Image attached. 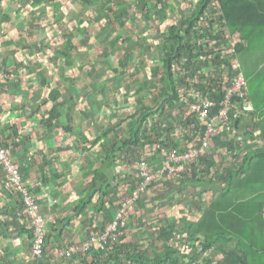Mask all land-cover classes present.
Wrapping results in <instances>:
<instances>
[{
    "label": "trees",
    "instance_id": "16d2710c",
    "mask_svg": "<svg viewBox=\"0 0 264 264\" xmlns=\"http://www.w3.org/2000/svg\"><path fill=\"white\" fill-rule=\"evenodd\" d=\"M42 1L34 0L32 5H39ZM77 1L83 9L94 7L97 9L96 6H99L100 11L96 13V16L97 18L103 17L106 21V24L97 33L95 32V40H99V43L104 44L105 65L109 70L115 72V78L109 80L113 83L114 89L118 92L123 88L127 94L133 91L132 95H135V99L144 97L143 92L146 91L153 92L155 90L159 96L153 105L141 102L133 112L127 115V118H121L116 124L110 125L101 135L89 142L92 145L99 144L103 159L107 163V167L103 169H108L110 172L117 162L121 165L122 157L125 156L126 160L129 159L131 152L135 153V151L140 150L143 152L147 148H153L152 157L156 160H160L162 157L168 158L169 154L177 149H179V153L184 152L186 147L181 149L179 147L180 143L182 139H185L187 143L190 142L191 137L182 130L181 135H173L176 126L173 127L172 122L166 124L167 122L164 120L166 113L176 110V107H183V104L180 103L183 96H188L195 91L205 94L207 91L210 92L209 89L216 88L218 93H210L216 100L220 99L222 96V83H215L218 78L212 81L206 80L204 83L202 79L205 77L207 67L212 64V61H216L221 50L225 49L226 35L233 37L236 33L237 35L240 34L239 37H241L243 45L237 46L236 53L233 55L235 58L239 51L246 47L248 37H254L255 33L257 35L258 32L264 31V0H197L192 5L193 8L189 9L182 17L175 18V20L169 19L168 14H173V10L168 7L167 0H134V10L140 11L144 15H149L148 12L151 11V5H153L155 25H158L161 32L159 36L161 44L146 41L139 44L127 34L128 31L125 28L127 11L121 8L122 0ZM153 1L155 3H152ZM40 12L45 13L46 8H41ZM72 28L71 31L63 34L65 44L59 45L56 51L63 57L62 61L67 65L75 64L72 60L80 57V65L76 63V67L77 69H83L85 67L84 56L77 55L79 57H74L75 55H73L74 51H77V44H74V39L86 48L88 46V36H86V32L82 31L81 35L83 37H79L78 32H75L77 27L73 26ZM214 30L215 34L213 35ZM103 31H106L107 34H104ZM112 33L115 34L112 35ZM121 40L127 41V45L123 49V56L117 58V54L122 51V48H115L114 53L116 55L114 56L111 52H107L108 49L106 48L116 46ZM105 42L108 43V47ZM204 44L211 49L203 48ZM148 49H158L157 58L159 63L149 66L144 61V65H137L135 59L138 54L136 52L140 51V55H144L145 52H148ZM110 61L114 63L117 61L118 67L113 68ZM130 63L137 66L131 72L128 68ZM89 64L88 61L87 66ZM139 68L141 69L139 70ZM236 70L243 74L240 64ZM139 71L143 72L141 80L137 77L129 82L127 86L122 85L126 74L137 76L140 73ZM234 71H232V74ZM176 73L179 74L177 78ZM77 74L81 75L82 73L79 71ZM79 75L68 78L69 82H75L76 77L79 81ZM86 77L90 81L91 78H94L93 72L87 73ZM39 78L41 81L39 87L48 86L47 78L43 72ZM92 80L90 83L94 85ZM181 84H184L185 88H182ZM145 86L148 88L145 89ZM104 92L105 90L102 88L91 89L88 94L89 101H97L95 102L97 106H101L103 103L109 104V95L112 96L114 93L112 91L106 92L104 98ZM62 95L60 90L50 89L42 103L48 101L55 103ZM67 96L71 95L67 93L65 97ZM247 98L248 93L244 99L235 97L232 102L236 106L242 107L244 103H248L245 101ZM57 106V104H53L48 111L49 117L54 122H57L59 116L62 115ZM232 114L233 110L230 116ZM241 120L242 116L239 115L236 118L231 117L229 128L231 129L232 126L237 127ZM189 122H192V120L184 115L181 123L182 127L188 126ZM63 130H70V126L67 125ZM78 133L82 136L81 132ZM233 142V139H229L225 147L232 158L236 157L237 151ZM239 144L237 143L236 147ZM259 149L255 150V153L258 157H263L257 159L262 164L264 163V150ZM214 151L215 149L211 150V153H208L209 155L206 153L200 154L198 165L195 164L196 161L188 162L185 171L182 172L184 178L177 184V190L183 191L191 184L197 186L196 183L202 182L204 188L201 187L198 190V187H195L197 192L191 194V196L196 195L199 199L202 193L208 189L207 186H212L211 189L216 195L210 201V208H204L201 201L198 200L197 210L201 214L198 219L187 217V215L181 216L178 221L166 218L165 222L159 224L155 232L150 234L151 237L146 242H115L108 239L105 251L93 250L91 258L89 260L83 259L81 264H212L213 258H209V252L216 246L219 247L222 258L214 264H264L262 263V260H264V237L258 241L255 240L257 244L251 243L248 238H241L239 232L242 225L233 222L227 216L231 213V211L227 213V203L232 201V195H229L231 182L235 178L234 176L240 175L241 168L237 169L233 166V163L227 167L219 168L215 164ZM252 155L254 154H249V158ZM202 172H205L208 176L213 175L211 178L206 177L205 181L199 176ZM214 177L224 182L225 186H220L217 189L213 185L214 181L212 179ZM112 180L113 176L110 178L108 173L95 171L90 192L85 199L79 201V211L83 210L94 193L98 191L100 192L99 204L103 203V197L108 199L109 189L113 188L111 187ZM161 183L162 187L170 188L172 180L167 178ZM154 186H156V183L152 182L148 188H154ZM168 191L165 192L164 197L169 202L172 200L173 195ZM19 208L13 212L12 217L15 218V213ZM237 222L241 221L237 219ZM246 226H249V223ZM30 234L32 235V231ZM48 242L49 239L46 235L44 246ZM248 242L251 244L249 245ZM45 263L46 261L43 259L40 262V264Z\"/></svg>",
    "mask_w": 264,
    "mask_h": 264
},
{
    "label": "crops",
    "instance_id": "0c3cea01",
    "mask_svg": "<svg viewBox=\"0 0 264 264\" xmlns=\"http://www.w3.org/2000/svg\"><path fill=\"white\" fill-rule=\"evenodd\" d=\"M33 1L0 0V145L10 148L18 161L30 158L29 164L23 167L21 172L24 183L31 186L40 211L47 220L46 235L49 242L46 245L50 248L46 250L48 253H45L44 258L48 261L54 249L84 240L87 237L84 235L85 230L89 232L95 227L100 229L111 218L114 209L108 206V199L105 197L102 199L103 203L99 204V191L94 193L82 211H79V201L85 199L90 192L95 171H103L108 173L110 178L112 176L115 178L122 167L117 162L111 172L103 169L107 167V163L103 159L99 144L89 143L110 126L103 122L105 120L100 117L101 112L95 101H89L88 94L96 87L91 88L90 84H82L84 89L76 88L78 79L76 82L68 80L69 77H74L73 64L67 65L59 58H53L58 52L56 50L50 54L42 53V45L46 39L39 38L37 34H33L32 38L23 35V24L33 28L34 13H40L41 9L34 11L35 7L47 3L43 0L39 5H32ZM53 1L50 0L46 5L52 4ZM23 11H30V19L25 18ZM23 18L24 23L21 22ZM258 33L261 35L259 42L263 41L264 31ZM234 36L239 37L240 34L236 33ZM228 37L226 35V38ZM250 38L252 37L247 38L245 49L249 46ZM239 64L245 65V60L240 58ZM245 68L248 71L247 75L243 71L248 87V98L245 101L248 103L244 104L249 106V111L237 108L242 120L237 127L232 126L229 129L233 135V143H240L237 147L234 146L237 151L236 157L231 158L233 166L241 168L240 175L249 180L251 171L259 165L257 159L263 158L258 157L255 150L258 148L264 150V61L258 62L255 68L248 69V66ZM58 70L62 75L61 80L73 85L66 87L67 84L63 86L62 83H52V79L57 77ZM42 72L48 82V86L45 87H39L41 86L39 76ZM250 80L254 82L250 84ZM50 89L60 90L62 97L55 103L51 101L42 103ZM76 90L80 91L79 97H82L79 102L74 94ZM67 93L71 96L65 97ZM72 101L78 102L75 110ZM53 104H57L62 113L57 122L52 121L48 113ZM238 115L234 108L231 117L236 118ZM67 125L70 126V130L64 131L63 128ZM93 126L95 129H90ZM78 132H81L82 136ZM218 134L220 133L217 132V138ZM249 154L254 155L249 158ZM215 164L218 166L219 162L216 161ZM123 171L126 169L123 168ZM245 172H248V175H245ZM3 180L4 174L0 169V264H34L29 252L31 236L29 226L24 225L22 220L12 217L13 212L19 207L18 195L8 191ZM196 185L195 187H199L198 190L204 188L202 182ZM220 186L224 187V182H221ZM111 187L114 188V184ZM112 189H109V194ZM211 192L214 193V198L216 193L212 189ZM250 195L242 199L232 196L231 203H227V213L231 211L227 216L233 222L242 225L239 232L241 238H248L251 243L257 244L255 240L264 237V187L252 189ZM110 196L112 201L113 196L116 200L119 198L116 193H111ZM198 214L199 217L201 214L200 212ZM237 219L241 222L238 223ZM248 223L249 226H246ZM215 248L218 254L213 263L222 258L219 247ZM90 258L83 255L71 263L70 260L64 259L59 264H81L83 259Z\"/></svg>",
    "mask_w": 264,
    "mask_h": 264
},
{
    "label": "rangeland",
    "instance_id": "374dc122",
    "mask_svg": "<svg viewBox=\"0 0 264 264\" xmlns=\"http://www.w3.org/2000/svg\"><path fill=\"white\" fill-rule=\"evenodd\" d=\"M44 4L39 5L35 7L34 11L40 10L42 7H44L50 0H46ZM56 3H55V2ZM52 4L46 5V13H34V17L32 20L34 21V26L33 28L23 24V35H27V38H32L34 37L33 34H37L39 38L46 39L44 41V44L42 45V53L45 54H50V52H53L56 50V47L61 45L62 43L65 44V39L63 38V34L71 31L73 26H76L75 32H78L79 37H83L81 35V32L84 31L86 32V36H88V48L84 47L83 45L78 44V40L74 39V44H77V51H74L75 55L74 57H79V56H84L83 60L85 67L76 68V63L80 65L79 59L75 58L74 62L75 65L73 64L74 67H72V76H77L76 74L79 71H82V76H79V81H75L77 86L76 88L84 89L82 87L83 85H89L91 88H102L105 90L104 92V98L106 97V92L108 93L109 91H112L114 94L109 95L108 102L109 104H102L101 106H97L98 109L100 110V117H103L106 125H112V123H117L121 118H127V115H129L131 112H133L139 104L142 102L144 104L148 105H153V103L156 102V100L159 98L157 92L155 90L153 92H143L144 97H141L140 99H135V95H132V92H127L125 93L124 89L122 88L120 91H116L114 89V85L111 81L115 78V72H113L111 69L109 70L107 68V65H105L104 61V44L99 43V40H95V32L97 33L101 27H103L106 24V21L102 18H97L96 13L100 11V7L96 6L97 9L94 8H88V9H83L79 2L77 0H54ZM134 0H122L121 3V8L123 10L127 11V20L125 24L126 31H128V35L131 37L132 40H136L139 42V44H143V41H146L148 43H156V44H161V40L159 38L160 36V30L158 25H155V10L153 8V5H151V11L148 12L149 15H144L140 13V11H135L134 5H133ZM197 0H167L166 3L168 4V7H170L173 10V14L170 15L168 14L169 19L175 20V18H180L183 16V14L187 13V11L191 8H193V4ZM152 3H155L154 1ZM154 10V11H153ZM30 11H23V15L25 16L26 19H30L29 16ZM150 17V18H149ZM25 18L21 20V22L24 23ZM137 18V19H135ZM155 25V26H154ZM162 29V28H161ZM25 30V31H24ZM104 34H107L106 31H103ZM115 33H112L114 35ZM212 34H215V30L212 32ZM254 34V33H253ZM125 35V34H124ZM37 37V36H36ZM214 39V38H213ZM213 39L211 41V44L213 42ZM261 39V35L255 33L254 37L249 39V46L245 49L242 48L239 53L235 56L238 62H240V58L245 60V65L241 66L240 64V69L241 71L247 75V67L250 69V67H256L258 62L261 63L264 61V39L263 41L259 40ZM87 39L85 38V41ZM227 45L225 46V52L228 50L229 44L231 40L228 42L227 38ZM107 42H105L106 44ZM127 45V41L121 40L120 42L117 43L116 46L109 48L108 43L106 49H108L107 52H111V54L114 56L116 55L115 50L117 48H122V51H120L117 54V58H121L124 54V48ZM211 47V45H210ZM116 48V49H115ZM205 49L209 50V46L204 44ZM224 52V53H225ZM114 53V54H113ZM137 58L135 59L138 64L144 65V61L146 62V65L153 66L155 63L158 62L157 54H158V49H148V52H145L146 54L140 55V51L136 52ZM79 55V56H77ZM54 56V55H53ZM53 58H59L61 61L63 60V57L57 52V54ZM157 60V61H156ZM77 61V62H76ZM88 61L90 64L87 66ZM59 61L57 60V63ZM112 62V61H110ZM112 67L117 68L118 63L117 61L114 63L112 62ZM55 67L57 66L54 63ZM94 65V66H93ZM129 72H131L133 69H135L137 66L135 64H129ZM141 68H139L140 70ZM215 71L219 74V72L216 70ZM93 72V77L92 79H95L94 85L91 86L90 81L88 80V77H86L87 73ZM139 75H128L126 74V78L124 81H122L123 86H127L129 82H131L133 79L137 78L141 80L143 78V72L139 71ZM214 72L213 67H207V72L205 73V77L202 79V82L204 83L206 80L209 79V76L211 73ZM223 72V71H222ZM221 72V73H222ZM220 73V74H221ZM243 73V74H244ZM61 73L58 70L57 72V77L52 79V83L57 84V83H62L63 86L66 87L73 85L66 83L65 81L61 80ZM71 76V75H70ZM70 78V77H69ZM78 78L76 77V80ZM178 80V79H177ZM255 80V79H254ZM127 81V82H126ZM254 81L250 80L249 83L252 84ZM79 85V86H78ZM182 88H185V85L181 84ZM145 89L148 87H144ZM180 88V86H179ZM81 89V91H82ZM79 92L80 91H75V96L76 99L79 100L82 98L81 96L79 97ZM83 92V91H82ZM114 97V98H113ZM74 100V99H73ZM95 101V100H94ZM78 102L72 101V106L73 110L77 109V104ZM96 102V101H95ZM105 105V106H104ZM71 107V106H70ZM89 111V110H88ZM103 113V114H102ZM184 115H187V109L185 107H176V110H172L166 113V117L164 120H166V124H173L176 126L174 128L173 135L175 134L176 136L179 134L181 135L183 131L181 123L184 118ZM95 126V125H94ZM93 127H90V129H95ZM95 131V130H94ZM230 129L227 130L225 129H220L218 134V138H214V144L213 147L210 148L211 150L215 149L213 152L215 154V160L219 162L218 166L220 168H223L224 166H229L232 163V157L229 155L228 150L225 148L226 143L230 139H233V135L230 134ZM223 133V134H222ZM222 134V135H221ZM174 137V136H173ZM235 139V138H234ZM236 140V139H235ZM237 141V140H236ZM187 142L185 139H182L180 143V148L183 149L186 147ZM237 144H235L236 146ZM153 149V148H151ZM146 150L142 152L140 151H135V153H130L129 159L126 160L125 156L121 158V167L122 170L118 173H116V177L113 178L112 185L114 184V188L111 190V193H116L119 195V198L116 200V197L113 196V200L111 199V193L108 196L107 204L109 207L113 208L114 211L112 213V216L115 213L116 208L119 205V200L124 197V192L125 188L128 185L134 184L139 180V175L137 172L136 168V160L138 157L142 156ZM209 152V151H207ZM209 155V154H208ZM199 158L195 162V164L198 165ZM260 162V161H259ZM125 167L126 171H123V168ZM118 169V167L116 168ZM213 174L210 176L206 175L205 172L200 173V178L206 181L207 178H211ZM245 175H248V172H245ZM207 177V178H206ZM232 182H231V188L229 190V195L235 196L237 198L242 199L246 195H250V192L252 189H257L260 187H264V165L259 163L253 169L250 173V178L249 180L245 179L242 177V175L234 176ZM172 180V185L170 188L168 187H162L161 182L164 179H159L155 181L156 186L154 188H147L145 191H143L140 194L139 199L125 212L123 218L125 221V226H124V233L113 239L115 242H146L148 238H150V234L155 232V229L159 224H162L165 222L166 218L167 219H173L178 221L181 216L187 215V217H193L198 219V200L201 201L202 205L204 208H210V201L213 199V195L211 192L212 186H207L208 189L202 193L201 198L199 199L198 197L191 196L193 192L196 191L195 186L189 185L186 187L185 190L179 191L177 190V184L180 183L182 178H184V174L181 172H176L174 173L171 177ZM214 181V186L216 188L220 187L221 181L214 177L212 179ZM250 186L249 188H244V186ZM162 188V189H161ZM199 188V187H198ZM173 189V190H172ZM169 190V191H168ZM170 190H172L170 192ZM168 191L170 194L172 193L173 198L169 202L165 200V192ZM197 192V191H196ZM251 196V195H250ZM259 197V196H256ZM261 197V195H260ZM189 199V200H188ZM111 211V210H110ZM201 216V215H200ZM97 228V229H96ZM101 229V228H100ZM98 227H95L93 230L84 231L85 236H89L96 230H100ZM108 240V239H107ZM50 246L46 245L44 246L45 253H48L46 250H49ZM55 250V249H54ZM215 249H212L209 258L210 259H215L217 258L216 255L218 252H215ZM92 253L87 252L85 254H80L78 256L70 257L65 259L64 261L70 260V263L75 260V258L82 257L83 255H88L91 257ZM212 257V258H211ZM31 261H35V259L31 256ZM212 259V260H213ZM48 260V258H46ZM69 263V264H70ZM201 263V262H200ZM214 264V263H212Z\"/></svg>",
    "mask_w": 264,
    "mask_h": 264
},
{
    "label": "built area",
    "instance_id": "2783aa9c",
    "mask_svg": "<svg viewBox=\"0 0 264 264\" xmlns=\"http://www.w3.org/2000/svg\"><path fill=\"white\" fill-rule=\"evenodd\" d=\"M227 40L228 42L231 40V42L226 52L225 49L221 50L223 58L233 57L237 48L243 45L241 37H228ZM238 66L235 59L231 60L229 65L223 63L220 65L221 71L216 69L219 74L213 66H209L214 68V72L210 74L207 81L218 78L215 83H222L220 99L216 100L210 93H218L216 88L209 89L210 92L207 91L205 94L195 91L181 99L180 103L187 109V117L192 120L188 126L183 128V131L191 137V141L186 145V150L179 153V149H177L171 152L168 158L162 157L160 160H156L152 157L154 149L147 148L146 152L138 157L135 162L139 180L125 188L124 197L120 200L114 215L99 231L93 232L84 240L55 249L45 264H59L64 259L92 250L104 251L107 239L113 240L124 233L125 221L123 216L125 212L139 199L140 194L152 182L159 179L165 180L176 172L182 173L185 171L186 165L189 164L188 162L197 161L200 154L211 153L210 148L213 147L215 134L220 129L227 128L229 130L231 111L235 108L237 115L239 114L237 108L245 112L249 111V106L243 104L240 107L232 102L235 97L244 99L248 93L243 74L236 70ZM233 70L235 71L232 74ZM177 77H179L178 73H176ZM16 159L10 148L0 145V169L4 174V186L8 191L18 195L20 208L16 211L15 218L22 220L31 229L30 256L35 259L34 264H40L42 259L45 261L44 244L47 220L40 211L39 203L31 186L23 181L21 171L23 167L29 164L30 158L26 157L21 161Z\"/></svg>",
    "mask_w": 264,
    "mask_h": 264
},
{
    "label": "clouds",
    "instance_id": "9594fccd",
    "mask_svg": "<svg viewBox=\"0 0 264 264\" xmlns=\"http://www.w3.org/2000/svg\"><path fill=\"white\" fill-rule=\"evenodd\" d=\"M214 55H216V53H214ZM233 59H235V61L238 63V65H239V62L237 61V59L236 58H233V57H231V56H229V57H226V58H223L222 57V54H221V52L219 53V58L216 60V61H212V64L210 65V66H213L214 68L216 67V69L217 70H219V71H221L222 70V67H220V65L221 64H226V65H229L230 64V62H231V60H233ZM186 117H187V115H186ZM215 137H217V133L215 134ZM214 137V138H215ZM140 197V196H139ZM107 242H108V240H107ZM107 244V243H106ZM106 244H105V246H106ZM106 250V249H105ZM104 250V251H105ZM93 251V250H92ZM91 251V252H92Z\"/></svg>",
    "mask_w": 264,
    "mask_h": 264
}]
</instances>
